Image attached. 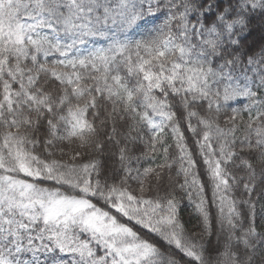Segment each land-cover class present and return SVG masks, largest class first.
I'll use <instances>...</instances> for the list:
<instances>
[{
    "label": "snow or ice",
    "instance_id": "1",
    "mask_svg": "<svg viewBox=\"0 0 264 264\" xmlns=\"http://www.w3.org/2000/svg\"><path fill=\"white\" fill-rule=\"evenodd\" d=\"M253 20L264 0H0V264H264Z\"/></svg>",
    "mask_w": 264,
    "mask_h": 264
},
{
    "label": "trees",
    "instance_id": "2",
    "mask_svg": "<svg viewBox=\"0 0 264 264\" xmlns=\"http://www.w3.org/2000/svg\"><path fill=\"white\" fill-rule=\"evenodd\" d=\"M260 23L259 20H253L252 25H250L251 34L243 42L245 49L259 52L261 46L264 45V28L260 27ZM185 217H187V212H185Z\"/></svg>",
    "mask_w": 264,
    "mask_h": 264
}]
</instances>
